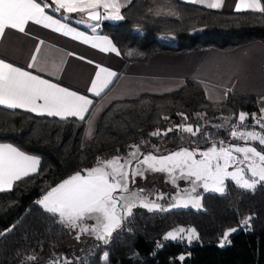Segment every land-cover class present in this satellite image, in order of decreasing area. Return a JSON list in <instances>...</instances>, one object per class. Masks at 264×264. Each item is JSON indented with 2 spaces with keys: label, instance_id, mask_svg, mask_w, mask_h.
Instances as JSON below:
<instances>
[{
  "label": "trees",
  "instance_id": "1",
  "mask_svg": "<svg viewBox=\"0 0 264 264\" xmlns=\"http://www.w3.org/2000/svg\"><path fill=\"white\" fill-rule=\"evenodd\" d=\"M121 14L124 20L102 21L99 31L120 49L125 63L143 61L158 50L175 53L210 46L230 49L251 40L264 43V13L251 10L223 11L184 0H129ZM242 111L249 114V123L252 113L259 115L253 95L228 92L224 100L211 102L199 82L186 79L173 91L111 102L97 119L91 138L83 143L84 121L0 106V143L12 144L41 161L35 174L15 182L11 191L0 192V264H18L39 245H57L70 234L71 229L36 203L61 179L103 156L125 154L130 145L160 138L171 147L181 145L182 131L150 135L181 123L201 129L196 136L188 134L189 143H218L230 136ZM177 113L189 119L184 121ZM196 113L206 115L199 119ZM224 118L231 119L221 127L211 126ZM225 186L223 195L198 191L199 209L134 208L108 244L86 241L72 264H264V183L254 191L241 189L230 179ZM249 216V226H244L242 220ZM180 226L195 228L199 240L164 239L167 231ZM231 228L238 230L231 233L230 243L220 247V237ZM104 252L109 254L107 262L102 259Z\"/></svg>",
  "mask_w": 264,
  "mask_h": 264
},
{
  "label": "snow or ice",
  "instance_id": "2",
  "mask_svg": "<svg viewBox=\"0 0 264 264\" xmlns=\"http://www.w3.org/2000/svg\"><path fill=\"white\" fill-rule=\"evenodd\" d=\"M187 2L199 3L211 9H219L223 4V0H187ZM51 5H55L51 8L55 13L63 10V13L67 14H82L91 21L124 20L120 0H51ZM51 5L45 0H0V39L5 37L6 30L26 34V26L31 23L64 36H71L72 39L89 44L100 52L121 55L120 49L108 36H88L67 23H62L53 15H49L46 9H49ZM235 10L264 13V3L262 0H238ZM63 18L68 20L69 16L64 15ZM89 27L93 33L97 31V25H89ZM43 44L44 41L40 40L27 69L55 75L60 70L58 65L53 64L55 72H51L47 59L38 61L40 45ZM68 55L74 54L68 53ZM127 55L131 56L132 52H128ZM87 62L94 63L91 60ZM38 63L41 66L38 67ZM96 68L98 71L88 91L93 96L99 97L110 88L118 73L99 64H96ZM228 91L231 89L225 90V97ZM205 94L209 95L207 91ZM0 106L12 110L22 109L39 116L59 117L61 120L75 117L85 121L93 106V100L87 95H82L58 83H53L39 74H33L32 71L0 59ZM177 115H180L184 121L189 119L184 113H177ZM204 115L206 114L196 113L199 119H203ZM248 118V113L240 112L237 117L238 123L232 124L230 131L233 139L245 142L244 146L229 144L226 147L225 141H219V147L216 142H213L206 151L181 149L157 156L152 153H142L140 145H130L129 148L133 150L127 158L119 156L109 160L98 158L96 166L75 172L55 187H51L36 203L45 212L57 217L58 223L76 230L77 240L80 239L81 234H87L94 236L103 244H108L113 233L122 227L127 217L133 214L134 208L167 211L170 208H187L191 205L199 209L202 207V197L198 189L202 188L204 192L211 191L223 195L226 191L225 181L228 179L234 181L241 189L254 191L258 184L264 183V149L250 146L247 142L258 141L259 145L264 146V106L260 108L259 115L251 114L255 125H258L262 131L247 130L245 121ZM163 119L168 120L169 117L164 116ZM224 119L225 123H228L231 118ZM88 123L91 126V120ZM173 131H182L196 136L201 129L194 128L191 124L181 123L169 127L163 133L157 129L150 135L166 136ZM88 135H91V127H89ZM40 163L38 156L26 154L12 144L0 143V192L11 191L15 182L35 174ZM229 168H232V171H229ZM146 172L167 173L174 185L178 179H183L191 187L178 191L177 195L172 197L173 203L169 205V208H164L144 195L143 189L133 191L130 188L135 178L143 177ZM157 199H163V197L157 196ZM251 219V216L244 218L242 224L249 226ZM89 221L93 223H88ZM11 230L9 228L7 231ZM237 230L236 228L225 230L219 246L224 247L226 243H230L231 233ZM164 239L173 241L186 239L188 243H191L193 240H199V235L195 228L180 226L167 232ZM28 259L35 260V257H28ZM62 259L63 264H72L70 259L66 257ZM102 259L105 262L108 261V252H104ZM184 259L183 255L179 257L180 261ZM50 264H59V260L53 259Z\"/></svg>",
  "mask_w": 264,
  "mask_h": 264
},
{
  "label": "crops",
  "instance_id": "3",
  "mask_svg": "<svg viewBox=\"0 0 264 264\" xmlns=\"http://www.w3.org/2000/svg\"><path fill=\"white\" fill-rule=\"evenodd\" d=\"M45 2L51 5V0H45ZM120 2L124 7L129 0H120ZM237 3L238 0H223L219 9L236 11ZM54 7L55 5H51L49 9H46V12L88 36H106L99 31L100 23L115 21L108 19H102L100 22L91 21L85 15L67 14L63 13V10L60 13H55L51 10ZM64 15H68L69 19L64 20ZM78 18H82L84 22L78 23ZM89 25H97V31L93 33ZM40 40H43L44 44L40 45L41 52L38 55V61L47 59L51 72H55L52 65H58L60 70L55 75L27 69ZM68 53L74 55L69 56ZM0 59L32 71L33 74H39L53 83H58L82 95H87L93 100V106L84 121L83 143L91 138L97 119L111 102L132 99L146 92L160 94L173 91L180 88L186 79L199 82L204 94L206 91L209 93L207 96L205 94V97L211 102L224 100L225 90L231 89L228 92L253 95L260 108L264 106V43L260 40L247 41L230 49L210 46L175 53L158 50L152 52L143 61L125 63L121 55L100 52L99 49L74 40L71 36H64L41 25L29 23L26 26V34L15 30H6L5 37L0 39ZM89 60L94 63H88ZM61 61L63 62L61 63ZM96 64L118 73L110 88L99 97L93 96L88 91L91 81L98 71ZM39 66L41 65L38 63ZM89 120H91V126L88 123ZM89 127H91L90 136L88 135ZM75 172L51 187H55ZM50 188L43 192L39 199ZM73 231L71 229L70 233Z\"/></svg>",
  "mask_w": 264,
  "mask_h": 264
},
{
  "label": "rangeland",
  "instance_id": "4",
  "mask_svg": "<svg viewBox=\"0 0 264 264\" xmlns=\"http://www.w3.org/2000/svg\"><path fill=\"white\" fill-rule=\"evenodd\" d=\"M78 21H80V23L84 22L82 18L80 19L78 18ZM223 124H225V119L222 122L211 123V126L217 127L218 125H223ZM245 124L247 125V130L249 131H253V130L262 131L258 125L254 126L255 123L253 120H251L250 123L249 121H245ZM187 136L188 133H183L182 134L183 144L178 145L176 147H171L169 144L165 143L163 138H160L156 142L145 141L142 144H140V151L145 154L152 153L157 156H162L175 151H179L181 149L206 151L213 144V143H209L206 146H200L198 144L194 145L187 141ZM219 141H225L226 147L229 144L239 145V146L245 145L244 141L233 139L231 135L223 136ZM247 143L250 146L258 147V149H264V146L259 145L258 141L257 142L248 141ZM216 144L217 147L220 146L219 142ZM132 150L133 149H130L125 154H121V155H106L101 157L100 159L109 160L117 156L127 158L128 154ZM197 158H199V156H197ZM96 163L97 161L93 165L88 166V168L96 166ZM229 171H232V168H229ZM176 175H179V173H176ZM190 187L191 185L186 180L183 179H178L176 181V184L174 185L171 182V179L167 173H160V172H146L143 177L137 176L135 178L134 184H130V188L133 191H138L140 189H143L144 195H146L150 200H155L157 203L161 204L164 208H169V205L173 203L172 197L176 196L178 191H181L183 189H188ZM198 191L204 192L202 188H199ZM199 194L201 195V192H199ZM157 196H162L163 199H157ZM189 207L192 206L189 205ZM88 223H93V222H88ZM175 228H172L169 231ZM76 235H77V231L74 230L72 233L68 234L62 241H60L57 245H52L50 247H44L42 245H39L37 249L31 251L26 257L21 259V261L18 264H50V261H52L53 259L59 260V264H63L62 258L66 257L72 260L73 256L80 249L83 243L89 240H96L94 236H90L86 234H81V236H83L84 238L80 236V239L77 240ZM32 256L35 257V260L28 259V257H32Z\"/></svg>",
  "mask_w": 264,
  "mask_h": 264
},
{
  "label": "built area",
  "instance_id": "5",
  "mask_svg": "<svg viewBox=\"0 0 264 264\" xmlns=\"http://www.w3.org/2000/svg\"><path fill=\"white\" fill-rule=\"evenodd\" d=\"M237 123H238V121L235 124H237Z\"/></svg>",
  "mask_w": 264,
  "mask_h": 264
},
{
  "label": "water",
  "instance_id": "6",
  "mask_svg": "<svg viewBox=\"0 0 264 264\" xmlns=\"http://www.w3.org/2000/svg\"><path fill=\"white\" fill-rule=\"evenodd\" d=\"M86 16V15H85ZM87 17V16H86Z\"/></svg>",
  "mask_w": 264,
  "mask_h": 264
}]
</instances>
